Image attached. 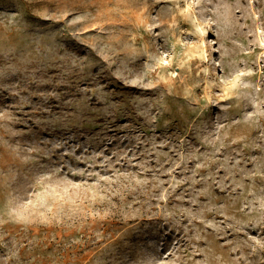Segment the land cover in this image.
Instances as JSON below:
<instances>
[{"label":"rangeland","instance_id":"1","mask_svg":"<svg viewBox=\"0 0 264 264\" xmlns=\"http://www.w3.org/2000/svg\"><path fill=\"white\" fill-rule=\"evenodd\" d=\"M0 264H264V0H0Z\"/></svg>","mask_w":264,"mask_h":264}]
</instances>
